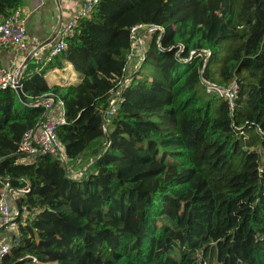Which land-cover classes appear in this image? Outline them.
Segmentation results:
<instances>
[{
    "label": "trees",
    "instance_id": "obj_1",
    "mask_svg": "<svg viewBox=\"0 0 264 264\" xmlns=\"http://www.w3.org/2000/svg\"><path fill=\"white\" fill-rule=\"evenodd\" d=\"M21 4L0 0V16ZM140 24L164 33L147 36L127 73ZM67 42L53 62L30 61L21 91L64 102L58 139L89 172L74 179L52 155H22L47 109L0 91V193L6 180L30 187L18 197L28 223L0 264H264V0H101ZM64 62L82 82L50 87L46 74ZM203 78L236 82L234 107Z\"/></svg>",
    "mask_w": 264,
    "mask_h": 264
},
{
    "label": "built area",
    "instance_id": "obj_2",
    "mask_svg": "<svg viewBox=\"0 0 264 264\" xmlns=\"http://www.w3.org/2000/svg\"><path fill=\"white\" fill-rule=\"evenodd\" d=\"M100 1L101 0H83L82 5L74 13L73 17L64 23L58 31L55 44H53L46 53L44 64L53 62L68 49L67 39L75 35L81 20L91 17L95 7ZM156 31L160 32L161 37L164 33V28L157 25L148 26L145 24L136 25L131 28V49L128 55L129 65L127 73H132V65L137 67V70L140 68L141 62L145 58L147 36ZM29 42L26 17L20 7L13 10L9 16H0V52L2 50H15L21 54L31 52ZM158 45L161 47L159 41ZM40 49L41 47L39 50ZM39 50L29 53L27 57L23 59L21 65L15 69L0 65V91L7 89L16 91L17 88H21V80L28 67V65L24 66V63L30 55H32V59H35L34 57ZM202 52L205 54L206 60L211 56L209 50H202ZM195 54L196 51H192L189 60L193 58ZM128 80L129 76H125L124 78L121 77L118 86L110 92V104L103 112V129L106 133L108 124L111 119L116 116L119 105L122 103V93L127 86ZM202 80L208 94L225 97L229 100L231 107H234L239 90V86L236 82L229 87H224L217 83L210 82L206 78ZM42 104H45L47 112L38 126L24 135L19 146V152L29 158H35L46 154L52 155L62 163L72 178L79 179L86 176L89 172L88 167L79 168L77 166L78 163L70 165L65 147L57 136L58 126L66 123L64 102L62 100H56V102H54L50 99ZM29 191V186L24 190H19L12 188L7 180L3 183L0 193V261L5 255L11 252L13 245L19 243L20 227L26 226L28 223L30 215L29 210L27 207L20 208L18 206V197L22 193L25 194ZM27 257L33 258L34 263L37 262L35 257L30 255Z\"/></svg>",
    "mask_w": 264,
    "mask_h": 264
},
{
    "label": "crops",
    "instance_id": "obj_3",
    "mask_svg": "<svg viewBox=\"0 0 264 264\" xmlns=\"http://www.w3.org/2000/svg\"><path fill=\"white\" fill-rule=\"evenodd\" d=\"M82 2L83 0H22L20 8L26 17L31 52L21 54L15 50H2L0 65L12 69L19 67L29 53L39 50L44 43L55 37L50 45L41 48L34 57L37 61H44L47 51L55 44L58 31L73 17ZM46 80L50 87L78 86L82 82V76L74 70L72 64L64 62L61 68L50 70L46 74Z\"/></svg>",
    "mask_w": 264,
    "mask_h": 264
},
{
    "label": "water",
    "instance_id": "obj_4",
    "mask_svg": "<svg viewBox=\"0 0 264 264\" xmlns=\"http://www.w3.org/2000/svg\"><path fill=\"white\" fill-rule=\"evenodd\" d=\"M54 39H55V37L52 38V39H50V40L47 41L46 43H44V44L41 46V48L50 45V44L54 41ZM31 59H32V55H30V56L27 58V60H26L25 63H24V66L28 65L29 62L31 61ZM16 92H17L19 98L22 100V102H24V103H26V104H28V105H38V104H42V103H44L45 101L50 100V99H52L54 102H56V99H55L52 95H47L46 97H44V98L41 99L40 101L38 100V101H34V102H26L25 99H24V97H23V94H22V91H21V88H20V87L17 88Z\"/></svg>",
    "mask_w": 264,
    "mask_h": 264
},
{
    "label": "rangeland",
    "instance_id": "obj_5",
    "mask_svg": "<svg viewBox=\"0 0 264 264\" xmlns=\"http://www.w3.org/2000/svg\"><path fill=\"white\" fill-rule=\"evenodd\" d=\"M86 160H87V159H84V160H82V161H81V162L84 164V166H83V167H87Z\"/></svg>",
    "mask_w": 264,
    "mask_h": 264
}]
</instances>
